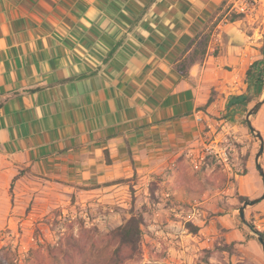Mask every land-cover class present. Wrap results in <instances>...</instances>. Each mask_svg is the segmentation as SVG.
I'll list each match as a JSON object with an SVG mask.
<instances>
[{"label": "crops", "instance_id": "0c3cea01", "mask_svg": "<svg viewBox=\"0 0 264 264\" xmlns=\"http://www.w3.org/2000/svg\"><path fill=\"white\" fill-rule=\"evenodd\" d=\"M240 1L0 0L2 223L18 220L7 218V192L20 180L96 206L129 201L146 210L197 196L196 180L185 178L214 170L204 156L224 123L214 118L227 116L231 96L246 93V71L262 59L264 0H250L243 14L233 9ZM232 14L243 17L229 22ZM205 35L204 54L191 61ZM245 167L232 187L203 188L205 211L190 223L197 233L184 218L160 222L176 264L191 263L199 246L211 251L202 264H261V245L237 211L212 204L231 191L249 200L263 194L254 163ZM253 209L245 216L264 231V200ZM221 244L244 254L219 251Z\"/></svg>", "mask_w": 264, "mask_h": 264}, {"label": "rangeland", "instance_id": "374dc122", "mask_svg": "<svg viewBox=\"0 0 264 264\" xmlns=\"http://www.w3.org/2000/svg\"><path fill=\"white\" fill-rule=\"evenodd\" d=\"M262 26L264 27V24H262ZM262 36V40L264 41V31ZM251 92L254 101L250 104L249 109L263 97V88L257 87L256 90H252ZM214 119L224 121V123L219 125L220 127L216 125V131L212 136V138H214L217 134L219 135L216 139V144H214L217 147L212 151H204L206 162L213 165L214 170L211 173L209 170L208 173L199 172L193 176L187 175L188 178H185L186 183L190 182L189 178L196 180L192 183V186L197 192V196L194 195L192 198L190 197L191 200L188 199L189 202L187 203L182 201L183 198L181 200L176 199L179 200V203H174L171 199L163 204L164 206L162 207H158L154 202L155 204L152 205V208L148 209V207H146V210L138 204H136L137 209H135L134 204L130 206L129 201L127 206L122 207L116 204L96 206V204H92V200L84 204L80 202V199L77 200L76 198L50 197L46 192H39L36 186H32L31 184L23 186L21 180L15 181L16 186L13 185L11 193L10 190L7 192L8 203L11 204V209L7 218L9 219L10 217L16 216L18 220L16 224L9 226L6 223H2V218H0V264H54L51 257L44 251V246H55L69 233L77 236V225L79 222H83L86 228L96 231L94 234L96 235L95 240L97 244L96 248L92 251L91 258H94L93 255L95 256L98 254L107 255L109 249L105 248V244L100 240L101 237L122 225L131 216L139 215L142 216L144 222L140 241V255L134 260L127 261L125 264H176L172 256L173 252L170 251L171 244H164V240H162L159 235L160 230H162L164 226L160 222L166 218V220H174L177 223H183L182 219L184 218L185 220V216L193 208L205 211L204 207L199 204L202 198L203 188H208L212 192H216L223 189L226 185L232 187L235 183L234 175L241 176L246 173V162L249 160L253 164L255 154L259 149L260 143L244 124L245 116H243V114L230 115V117L228 115H221ZM250 121L252 126L258 130L264 138V107L253 115ZM225 123L227 126L222 130V126H224ZM234 126H237L240 130L231 129ZM219 150L225 151L227 157L226 161H223L222 158L215 153ZM263 158L262 154L259 159L261 167ZM25 187L27 193L20 195L19 190ZM230 194H221L217 201H212V204L219 207L224 205L225 208L231 210L235 209V211H237L235 213L238 214L237 209L242 204L239 203V197L234 191H231ZM229 199H235L232 205H228L227 200ZM154 200L159 202V200ZM168 205H170V208L168 212H166L165 209ZM216 206L213 207V209H215ZM254 206L248 207L246 210L253 211ZM14 208L17 213L12 211ZM160 211L164 212V214H160ZM209 213L214 215L211 211H209ZM200 218L204 220L202 216ZM259 218H264V216ZM205 219H209V217L207 216ZM245 219L247 223H252L254 220H257L246 216ZM256 230L260 231L258 228H256ZM218 249L219 251H226L234 254L237 252L236 249L234 252L232 245L227 246L221 244ZM210 252L211 251H208L206 247L199 246L197 250L192 252L193 255L195 254L197 257H195L191 263L187 264L204 263ZM221 253L222 252H217L216 256L220 258L221 255L219 254ZM237 254L243 256L244 253L239 251ZM88 261H90V259ZM250 262L249 264H254L252 260ZM231 263L244 264V262H232V260ZM222 264H227V261H222ZM261 264H264L263 256Z\"/></svg>", "mask_w": 264, "mask_h": 264}, {"label": "trees", "instance_id": "16d2710c", "mask_svg": "<svg viewBox=\"0 0 264 264\" xmlns=\"http://www.w3.org/2000/svg\"><path fill=\"white\" fill-rule=\"evenodd\" d=\"M248 1L251 2L250 0ZM242 17L243 15L232 14L228 18V21L234 22L242 19ZM207 42L208 36L206 35L198 40L193 53L189 57L191 61L204 54ZM261 51L262 59L254 61L246 71V93L231 96L228 99L225 106L227 115L243 114L245 116L249 110V105L254 101L251 94L252 87L263 88L264 46L261 48ZM178 72L182 75L186 73L183 67L178 68ZM211 102L212 98L210 97L206 106ZM244 124L246 125V122ZM248 200L246 197L238 198L240 204ZM143 223L142 216H131L122 225L101 237L100 240L105 244V248L109 249L107 255L98 254L93 255L94 258H91L92 251L96 248L97 244L95 240L96 235L94 234L96 231L86 228L83 222H79L77 225V236H74L72 233L66 234L55 246L45 245L44 251L51 257L54 264H125L127 261L134 260L140 255ZM247 227L264 242V232L256 230L252 223H247ZM186 229L189 233H197V229L191 224H186ZM89 259L90 261H88Z\"/></svg>", "mask_w": 264, "mask_h": 264}, {"label": "water", "instance_id": "95a60500", "mask_svg": "<svg viewBox=\"0 0 264 264\" xmlns=\"http://www.w3.org/2000/svg\"><path fill=\"white\" fill-rule=\"evenodd\" d=\"M263 104H264V85H263V97L258 102H256L248 110V112L245 115V122H246L248 130L255 136V138L258 139V141L260 143L259 149H258V151H257V153L255 154V157H254V164H255L256 170L258 171L259 175L261 176L262 185H263V189H264V170H263V168L261 167V165L259 163V159L262 156L263 151H264V138L262 137L261 133L252 126L251 121H250V118L253 115H255L256 113H258V111L261 109ZM262 200H264V192L258 198L243 202L242 205L239 207V209H238V217H239V219L241 220V222L244 225L247 226V222H246V219H245V210L248 207H252V206L256 205L257 203H259ZM257 239H258V241H259V243L261 245L262 254H263V257H264V242L261 240L260 237H257Z\"/></svg>", "mask_w": 264, "mask_h": 264}, {"label": "built area", "instance_id": "2783aa9c", "mask_svg": "<svg viewBox=\"0 0 264 264\" xmlns=\"http://www.w3.org/2000/svg\"><path fill=\"white\" fill-rule=\"evenodd\" d=\"M252 8V2H249L247 0H243L240 2H236L233 5V9L237 12V13H247V11H249ZM210 151V150H208ZM212 151V150H211ZM219 155V157L222 158L223 161L227 160L226 157V153L223 150H219L218 152H215ZM199 211L197 208H193L191 211H189V213H187V215L185 216V223H193L195 218L198 216Z\"/></svg>", "mask_w": 264, "mask_h": 264}]
</instances>
